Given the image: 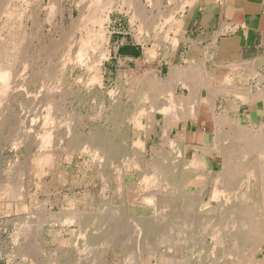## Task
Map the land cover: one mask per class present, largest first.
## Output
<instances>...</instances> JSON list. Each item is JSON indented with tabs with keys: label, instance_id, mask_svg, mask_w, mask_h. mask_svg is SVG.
Returning a JSON list of instances; mask_svg holds the SVG:
<instances>
[{
	"label": "bare ground",
	"instance_id": "1",
	"mask_svg": "<svg viewBox=\"0 0 264 264\" xmlns=\"http://www.w3.org/2000/svg\"><path fill=\"white\" fill-rule=\"evenodd\" d=\"M166 1H168V2L166 3ZM202 2H203V0H147V3L145 4L143 2V0H81V2L78 3L79 9L81 8L79 11L80 12L79 16L77 17L75 24L72 22L73 24L70 23L71 25H69V27H72L74 25L72 27V29L70 30V28H69L68 29L69 32H63L62 29L64 27L62 28V24L59 23V26H60L59 27V33H58L59 36L56 37L55 35L58 31L52 30L48 33V23L53 22V19L55 17L56 12H58L60 14L59 16H61V18L64 17V15H65V12H64L65 9L64 8L66 5L65 0H0V21L3 20V23H2L3 25L0 26V147L3 148L6 144L7 146L11 147L12 151L11 150L10 151L15 152V153L23 147L25 148V150H26V148L29 149V151H31L32 148H36V149H38L36 152H37V154H39V158H37L35 162L37 164L36 166H38L40 168L39 174L41 172L44 173L46 170H44L43 168L48 169V165L50 166L49 168H52L54 166L56 160H57V152H58L59 148L55 147L54 150L51 149L50 151H48V147L52 144L51 141L53 139V135H55L56 132L58 133V131H59L58 129L63 128L65 125L67 126V132L65 130L66 134L69 137L70 136L73 137L71 140V143H70V147L72 149H73V147L76 148V146H79L82 142L85 141L83 139L82 142L79 143L80 142V136L82 134V130L80 129V127H81L80 126V123H81L80 122L81 121L80 116H82V115L80 114V112L77 113V112H74V110H73L71 112H74V113H70V115L67 114L68 118L64 119V117H63V115L65 114V112L63 111L64 110L63 105L65 103L63 101L64 94L62 96L60 95L61 96L60 97L58 95V93L56 92L57 89H59L60 87L58 88L55 85H51V84L48 87V77H50L52 79V82L54 80L58 81L57 79H59V81H60V77L58 75V70L55 68V70L53 71V68H52V64L56 60H58L57 58L60 56L61 63L58 62V64H59V68L62 71L61 72L62 77H65L67 80L66 89L73 85L72 82L75 80V75H76L77 70L83 71V73L78 75L76 78V80L77 79L79 80L78 82L84 80L83 77L85 75H88L89 77L87 78V83H88L87 86L93 85V87H94V85H98L99 87H103L105 85L106 72H107L106 63L113 57V54H112V52H113L112 37L115 35V31L111 29V26L113 23V19H112L113 13H115V12L122 13L124 15H127L130 18V21L132 23L138 22L139 23V25L137 27L138 30H137V33L135 34V37L137 38L138 43H140L143 46L150 44V42L156 43L157 47L160 49V52L164 51L163 53L159 52L161 57L167 59V57L172 55L173 51H175L178 48L179 43L181 41H184V42L188 41V38L185 37V31L183 29L184 22L187 18V15L185 14L186 8L190 7L191 9H194L196 7L197 3H202ZM11 8H14V9H11ZM15 8H17V9H15ZM178 14L180 17L177 16ZM59 20H61V19H59ZM163 21H165V24H163ZM178 33L180 35L179 38H177ZM170 34H173L175 36H171ZM164 47H167V49H165ZM117 50L118 49L116 47V51ZM169 50H171V52H169ZM62 52H63V54L61 56L60 54ZM147 53H149V51H147ZM154 54L150 53L148 55L150 57V59L154 60V58L159 56V55L157 56ZM198 59L200 60V57ZM185 60L188 62L187 59H185ZM209 60H210V58H209ZM202 63H203V61H202ZM203 65L198 66V64H197L195 66H191L190 68H188V67L182 68L184 66L178 67L176 65L175 66L171 65L170 75L167 78H159V77L146 76V75L142 76V77H138L136 75L132 81L127 79L125 82V87H126V85L131 83L132 85H134V88L130 91H126L125 88L123 90L125 92L129 93L128 97H129V99L131 98L130 101H132V102L134 101V107L130 110V108L127 109V108H125V106H124V108H122L121 107L122 105L121 106L118 104L116 105V103H115V106L111 107L109 110H107L108 108L107 109L98 108L99 110L101 109L100 112L106 113V115L105 114L104 115L106 117L105 121L107 124V126H106L107 131L103 132L99 128H98L99 130H97V129L93 130L92 129L90 131V136L89 137L87 136L84 144L82 143V147L80 149L76 148L77 150H80L82 153L92 154L94 156V159L97 158L99 161L100 160L101 161L102 160H110L113 163L117 159L120 160L121 156L128 155V154H126L127 152L125 153V151L129 147L127 142L130 140L131 135L129 136L130 131L126 130V128L128 129V127H126L124 129V131H121V126L124 123H126V121L129 120V121H131V123H133L135 125L136 129L139 130V132L143 129L146 132L145 139H141L139 137L133 142V145H134V147H136L138 149L141 148L145 151L150 150L151 152H149V153H152V159L150 161H147V164H148L147 167L149 168V170L146 171V176L144 177V183L147 185V188H150V186H153V187L157 186V187L163 189V191H164V193L161 192L162 193L161 195H163L162 200L157 199L159 196L157 197L156 193L154 192V194L145 198L146 203L153 205V206L156 204V201H158L157 203L161 202V204H167V206L164 207L165 209H161L159 211L160 219L162 222L160 221L158 223H162V224L164 223L165 224V223L171 222V224H167L168 229L174 230L173 232H175V234H176V239H173L172 242L176 246L179 247V250H182L183 252H187L189 255H190V253H195V252H201L202 253L203 251H209L210 250V248H206V246L208 247L206 237L210 233V209L207 210V206H210V201L208 203H205V204L203 203L204 197L206 195L210 194V192H209L210 191L209 190V187H210V146H196V145H194L196 153L194 154L193 159L190 160L189 163H187V160H185L184 157L187 156V153H188L190 147L186 144L184 136L172 137L171 133L173 130L172 124H173L174 120L186 118L188 116L196 117L198 115L199 104H200V100L202 98V90L203 89L208 90L209 93H207L208 94L207 98H208V101L209 100L211 101V104L213 103V99L216 98L215 95L217 94V92L216 91L213 92L214 90H211V92H210V87H212V84L210 82H212V81L210 80V72L208 71L209 69L207 70ZM246 69H248V68H246ZM127 70H129V69H127ZM130 70H132V69H130ZM241 70H242V68H241ZM130 73H132V72H130ZM214 73H216V72H214ZM40 78H42L41 83H40V85L42 86V90H40V91L38 90V92L36 94L33 93V95H32L30 88H31V86H34V83L37 80H39ZM131 78L132 77H130V79ZM217 83H220V82H217ZM180 84L181 85L183 84L184 86L191 89V95L189 97L178 95L176 93V88ZM43 87H45L44 90H43ZM83 88H85V87H83ZM86 90H88V89H86ZM87 94H88V92H87ZM123 95H124V93H123ZM165 96L167 97L166 100L164 99ZM257 96L255 95V97L253 99L261 98V97H257ZM89 97H91V95ZM98 99H99V97H98ZM95 103H98V102L95 101ZM118 103H119V101H118ZM119 104H121V103H119ZM101 105H103V103ZM129 105L132 106V104H129ZM37 107L38 108L40 107V109L43 108V112L41 111V114L40 115L38 114L40 118H38L36 121L35 120L33 121V125L31 128L32 131L31 130L28 131L26 128H23V133L25 132V134L19 138L13 139L12 138V132L14 131L16 125H18L19 122H21V120L18 118L17 113H20V115L22 117L26 118L25 114L27 113V111L29 112L31 110H34V112H35ZM98 107H99V103H98ZM83 108H84V106H83ZM16 109H19V111L17 113L15 111ZM90 109H91V107H90ZM95 110H96V108H95ZM207 110H208V108H207ZM38 112H39V110H38ZM89 113L90 112H88V115H89ZM79 114H80V116H79ZM93 115H95V114H93ZM98 115H100V114L98 113ZM159 116L160 117H163V116L169 117V119L167 120V124H164V125L161 124L162 135L160 137H161V141H162L163 146H166L167 148H171L172 153L170 154V156H169V153L162 155L157 150V147H159V146L154 144L153 134L155 132H157L158 126L160 124V121H158ZM83 118H85V117H83ZM216 118L217 117H215V119ZM33 119H35V118L33 117ZM219 119L220 118H218V120ZM102 120H103V118H102ZM228 121H229V118L226 119L225 117H222L218 122L219 128H224L227 123L229 124V122H231V124H233L235 127H238V126H239V128L243 127L240 124V122L237 121L236 119H231L229 122ZM152 122H156L154 132L150 129V123H152ZM185 124H186V122H185ZM82 129H84V128H82ZM251 129H253V128H251ZM132 131H133V129H132ZM190 131H192V130H190ZM220 131H221V129H219V133H220ZM222 131L227 132L224 129H222ZM256 131H257V129L256 130L253 129V130H251V132L249 131L250 136L248 137V139L249 140L252 139V145L247 146V148H245V149L241 147L243 150L237 149L240 151V152L237 151V154L239 157H241L243 159H246L250 155L252 157L254 156V159H255L256 163L258 164V168L260 171L259 176H261V178H262V176L264 175V166H262L259 163V161L257 159V157H258L257 153L258 152L256 153V151L261 150L260 149L261 146L264 147V141L262 142V140L256 139L257 138V136L255 135ZM122 132H123V134H122ZM119 133H121L122 135L120 136ZM241 135H243V134H241ZM186 136H187V134H186ZM36 139H39L40 142H37ZM237 139L239 141V138H237ZM245 139H247V138H245ZM188 140H190V139H188ZM243 142H245V141H243ZM246 143H248V142H246ZM244 146H245V144H244ZM66 147H67V145L65 146V148ZM249 147H251V148L253 147L254 149H248ZM62 148H64V147H62ZM7 149H8V147H7ZM1 150H3V149H1ZM25 150H24V152H25ZM200 151L203 153L202 155H199ZM216 152H217V150H216ZM28 153H31V152H28ZM34 153H35V151H34ZM261 153L264 154V150ZM76 154H78V153H76ZM132 155H133L132 157L137 156V159L136 160L129 159L127 161V163H133V164L135 163L134 165H139V167L142 166L143 163H145L146 160H145L144 154H140L139 152H133ZM172 156L175 157V160ZM25 157H26V154H25ZM83 157H84V155H83ZM4 158H6V157H4ZM82 159H84V158H82ZM7 160H5V161H7ZM178 160H179V162H177ZM31 161L32 160L27 159L25 162L24 171L21 172V177H23V179H24V177L27 176L28 171H30L32 169L33 164ZM227 163L229 164V165H227L228 168L230 166H232L230 164L231 161L227 162ZM71 164H73V163H71ZM226 164L224 163V165H226ZM187 165L189 166V168H185V167H187ZM5 166H7V164ZM256 166H254V167H256ZM224 169L226 170L227 168H224ZM54 170H56V169H54ZM47 171L45 174H47ZM111 171H112V169H111ZM224 171H221L222 174L224 173ZM252 171H253L252 169L250 170L247 167L245 169L240 170L238 173L245 172V173H248L252 177L253 176ZM10 172H11V170H10ZM5 173H7V171ZM112 173H113V171H112ZM118 173L121 174L120 171H118ZM228 173H230V172H228ZM233 173H234V171H233ZM255 173H257V171ZM8 174L9 173H7L6 176H8ZM139 174L137 177H139ZM198 174L205 175L204 181H206L205 184H203L201 186V188H198L199 192L194 193V192L184 191L183 188L185 187V185L188 184ZM10 175H12V172L10 173ZM222 176L224 177V179L221 180V178L220 179L218 178L217 181L219 184L221 183L220 189H222V192H223L226 187H229L230 182H231L230 181L231 177L229 175H227V172H225ZM227 176L230 177L229 182H227L228 181V179L226 178ZM112 177H111V180H114V179H112ZM116 177L117 176H115V178ZM128 177L129 176H127V178ZM141 177H143V176H141ZM11 178H12V176H11ZM117 178H119V177H117ZM1 179H4V178L1 177ZM27 179H29V178H27ZM8 180H9V178H8ZM248 180H249V178H248ZM2 181H0V183H3ZM122 182H124V181H122ZM257 182H258V180H257ZM261 182H262V179H261ZM134 183H136V182H134ZM4 185H5V183H4ZM132 185H133V183L131 184V186ZM41 186L40 185L38 186L39 189ZM121 186H122V184H121ZM134 186H132V187H134ZM136 186H137V184H136ZM231 186H232V184H231ZM30 187H31V185H30ZM55 187H57V186H55ZM124 187H125V185H124ZM138 188H140V187H138ZM19 189H20V187H19ZM19 189L17 188L15 190H19ZM41 189H40V191H41ZM120 189H121V187H120ZM128 189H127V191H128ZM249 189L250 188H248V190ZM55 190H57V188ZM132 190H134V189H132ZM123 191L124 190H122V194H125ZM7 192H9V191H7ZM11 192H13V191H11ZM25 192L28 193L27 191H25ZM132 192H134V191H132ZM152 192L153 191H151V193ZM148 193H150V192H148ZM13 194H15V193L13 192ZM19 194H20V192H19ZM217 194L220 196L219 192ZM27 195H29V194H27ZM34 195H36V194H34ZM6 196H7V194H6ZM19 196H21V195H19ZM226 196H227V194H226ZM262 196H264V195H262ZM56 197L57 196H55V198ZM6 198H8V197H6ZM5 199H4V201H5ZM14 200H12V201H14ZM141 200H144V199L142 198ZM1 201L3 202V200H1ZM9 201H11V200H9ZM22 201H24V200H22ZM41 202L43 203V201H41ZM21 204H24V203H21ZM256 204H254V205L256 206ZM5 205H7V204H5ZM14 205H15V203H14ZM34 205L36 207L35 210H40V209H37V206H39V205H37V206H36V204H34ZM43 205H45V204H43ZM43 205H41V206L43 207ZM125 205H124V207H125ZM15 206H17V204ZM96 206H97V204H96ZM121 206H122V204H121ZM13 208H14V206H13ZM28 208H29V206H28ZM30 208H32V207H30ZM77 208H78V206H77ZM121 208H123V206ZM126 208H127V205H126ZM43 209L44 208H42V211H43ZM127 209H130V208H127ZM169 209H170V211L167 212V210H169ZM198 209H200V210L198 211ZM32 210H29V211L31 212ZM146 211H148V210H146ZM9 212H11V211H9ZM36 212H38V211H36ZM79 212H81V211H79ZM121 212H123V211L121 210ZM52 213H54V212H52ZM74 213L75 214L72 215L71 217H69L67 219L64 218V222H65V219L67 222H69V221L72 222V220H78V219L80 221L83 220L82 215L78 214L77 211ZM85 213H86V211H84V214ZM95 213H96V211H95ZM95 213H92V214H95ZM117 213H118V211L115 210V214H117ZM214 213H215V211H214ZM88 214H89V212H88ZM88 214L86 215L87 218L89 217ZM128 214H126V215H128ZM206 214H209V215L206 216ZM212 214H213V212H212ZM230 215H232V214L230 213ZM93 216L95 219V215H93ZM99 216H101V215H99ZM119 216L117 215V218H119ZM123 216L124 215H122V218H123ZM135 216H136V220H138L139 216L138 217H137V215H135ZM129 217H131V215ZM50 218H52V217H50ZM87 218H86V220H88ZM147 219H149V218H147ZM20 220H18V222H20ZM153 220H154V218H153ZM170 220H172V221H170ZM249 220H252V219H249ZM258 220L259 219H257L256 221H258ZM80 221H79V224H81ZM93 221L94 220H92V224H93ZM97 221H94V223L96 222V224H97L98 223ZM113 221L114 220H112V222ZM151 221H152V218H151ZM64 222H62V224ZM85 222H83V224ZM87 222H90V221H87ZM130 222L135 223L134 220H132ZM137 223H135V224L137 225ZM92 224H90V225L92 226ZM111 224H112L111 220L107 221V222L104 220L103 221L101 220L95 226H97L99 228V230L104 229L105 227H109L108 229L110 230V226H112ZM135 224H134V226H135ZM212 224H214V223H212ZM120 225L123 227L122 223ZM145 225H148V227H145V226L144 227L149 229V231H150L149 234L153 233L154 231H156V233H157V230H156V227L158 225L157 223L152 222L150 224H145ZM257 225H259V224H257ZM87 226H88V224H87ZM124 226H125V224H124ZM129 226H132V225L129 224ZM127 227H128V225H127ZM241 227H242V225H241ZM120 228H119V230H120ZM245 228H246V226H245ZM125 229L126 228L123 227V229H122L123 231L120 230V232L122 231V233H123ZM131 229H132V227H131ZM131 229H129V230L132 231ZM148 229H147V231H148ZM42 230H43V228H42ZM83 230H86V229H83ZM115 230H117V228ZM158 230H159V228H158ZM77 231H78V229H77ZM144 231H146V229ZM84 232H83V234L80 233L81 238H82V235L84 236ZM165 232H168V231H165ZM112 233H115V232L112 231L111 234ZM118 233H119V231H118ZM247 233H248V231H247ZM17 234L18 235H16L15 243L18 245H21L22 248H24V249H27V247H30V245L32 244V228L26 224L22 227V229L19 232H17ZM80 234L78 233V235H80ZM103 234H105V233L103 232ZM109 234H107V235L110 236L111 234L110 235ZM89 235L86 234V237ZM239 235H240V233H239ZM248 235H250V234H248ZM145 236H146V234H145ZM152 236H154V235H152ZM251 236L252 235H250V238H251ZM254 236H255V234H254ZM87 238H89V237H87ZM90 238H91L90 240H92V238L94 239V237H90ZM261 238H263V240L259 239L258 242L256 243L255 253L260 252L259 251V245L264 242V237H261ZM76 239H77V237H76ZM114 239H116V238L114 237ZM90 240H88V241H90ZM116 240H118V238ZM235 240H237V239H235ZM61 241H63V239ZM64 241H65V239H64ZM112 241H114V240H112ZM120 241H122V240H120ZM143 241H146V240H143ZM159 241H158V243H160ZM50 242H53V241H50ZM55 243H57V242H55ZM62 243H64V242H62ZM92 243H93L92 241L87 242V244L84 246V248H83L84 243L83 244L81 243L82 244V246H81L82 250L81 251L78 250V251L86 252V253L89 252V249H91V247L93 246ZM133 243H135L134 240H133ZM220 243H222V242L220 241ZM237 243H239V241ZM248 243H250V242H248ZM60 244H61V242H60ZM106 244H104V245H106ZM241 244L244 245L243 242ZM36 245H37V243H36ZM69 245H71V244H69ZM221 245H223V244H221ZM225 245H226V243H225ZM252 245H255V244H252ZM120 246H121V244H120ZM245 246H247V245H244V247ZM32 247H34V249H35V246H32ZM116 247H117V245H116ZM136 247H137V245H136ZM144 247H146V246H144ZM97 248H99V245ZM107 248H109V247H107ZM118 248H120V247L118 246ZM226 248L228 249V247H226ZM79 249H80V247H79ZM95 249H96V247H95ZM103 249H105V248H103ZM103 249H102V251H104ZM161 249H162V247H161ZM237 249H239V248L237 247ZM249 249H250V247H249ZM75 250H76V248H75ZM91 250L93 251V249H91ZM99 250H101V249H99ZM230 250H228V251H230ZM246 250H248V249H246ZM92 251L90 254L91 256H92ZM95 251H97V250H95ZM232 252H231V254H232ZM239 252L237 253V250H236L237 254H240ZM60 253H61V251H60ZM157 254H159V252ZM234 254H235V252H234ZM234 254H232V255H234ZM237 254H235V256ZM77 255L78 256L75 255L77 257L76 259H78V257L80 256L79 254H77ZM90 255H89V258H90ZM134 255H135V253H134ZM201 255H203V254H201ZM24 256H25V254H24ZM98 256L99 255H97V254H94L92 256L94 262L98 261V258H97ZM180 256H181V254H180ZM214 256H216V255H214ZM218 256H220V255H218ZM55 257H56V259L59 258L58 255ZM28 258H29V256H28ZM63 258H62V260L64 261ZM174 258H175V256H174ZM187 258L189 259V257H187ZM190 258H192V257H190ZM145 259H146V257H145ZM192 259H194V258H192ZM227 259H229V258H227ZM249 259H250V257H249ZM59 260H61V259H58L57 263ZM88 260L89 259H87L86 261H88ZM126 260H125V262H126ZM149 260L151 261V258ZM149 260H147V261H149ZM165 260L167 261V259H165ZM165 260H164V263L166 262ZM144 261L146 262V260H144ZM176 261L175 260H168V263L169 264H179ZM227 261H229V260H227ZM30 262H31V260H30ZM130 262H132V261H130ZM188 263L189 262L187 261L186 263H182V264H188ZM24 264H25V261H24ZM63 264H64V262H63ZM84 264H86V263H84ZM95 264H97V263H95ZM149 264H151V263L149 262ZM153 264H156V263H153Z\"/></svg>",
	"mask_w": 264,
	"mask_h": 264
},
{
	"label": "rangeland",
	"instance_id": "2",
	"mask_svg": "<svg viewBox=\"0 0 264 264\" xmlns=\"http://www.w3.org/2000/svg\"><path fill=\"white\" fill-rule=\"evenodd\" d=\"M65 1H66V5L64 8L65 9L64 17L61 18V16H59L60 14L58 12H56L55 17L53 19V22L48 23V33L52 30L53 31L56 30V31H58L55 35L56 37L59 36V34H58L59 33V27H60L59 23L62 24V28L64 27L62 29L63 32H69L68 29L70 28V30H71L72 27L74 26L73 25L72 27H69V25H71L73 23L75 24L77 17L79 16V13H80L79 11L81 8L79 9L78 3L81 2V0L80 1L79 0H65ZM205 1L206 0H203L202 4L197 3V5L194 9L187 7L185 14L189 15V12L195 11V13H194V15H196L195 20H197L198 17L200 16L199 15L200 11L203 9L202 7L204 6ZM209 1H210V8H217L223 0H209ZM143 2L146 4L147 0H143ZM167 2L168 1H166V3ZM11 9H14V8H11ZM15 9H17V8H15ZM177 16L180 17L179 14ZM59 19H61V20H59ZM112 19H113V23H112L111 29L115 31V37L113 36L114 40H117V41L121 40L122 41L124 38L127 37V39H129L130 42H137L138 43L137 38L135 37V34L137 33V30H138V28H137L139 25L138 22L132 23L130 21V18L127 15H124V14L119 13V12L113 13ZM2 23H3V20L0 21V26L3 25ZM163 24H165V21H163ZM170 35L175 36L173 34H170ZM179 36L180 35L178 33L177 38H179ZM113 37H112V41H113ZM143 47L145 48L146 51H149V53L146 52L147 55H149L150 53L151 54L155 53L154 55H157V56L160 55V53H159L160 49L157 47L156 43L150 42V44L145 45ZM164 48L167 49V47H164ZM163 52L164 51H162L161 53H163ZM169 52H171V50H169ZM62 54H63V52L60 55L62 56ZM57 59L58 60H56L52 64V68H53V71L55 70V68L58 70V75L60 77V81H59V79H57L58 81L54 80L52 82V79L50 77H48V87L50 84L55 85L58 88L60 87L59 89H57L56 92L58 93L59 96L60 95L62 96L64 94V96H63V98H64L63 101L65 102L63 105V109H64L63 111L65 112V114L63 115L64 119H67L68 115H70V113H74V112H77V113L80 112V114L82 115V116H80V114H79L80 119H81V121H80L81 127L80 126L79 127L82 130V134L80 136V142L79 143H81L83 139L86 141V138H87V136L88 137L90 136V131L92 129L93 130H96V129L99 130L100 129L103 132L107 131V127H106L107 124L105 121L106 113L100 112L101 109H107L108 108L107 110H109L111 107L115 106V103H116V105L117 104L120 106L122 105L121 106L122 108H124V106L127 109L130 108V110L134 107V101L133 102L130 101L131 98L129 99V97H128L129 93L125 92L123 89L125 88L126 91L132 90L134 88V85L129 83L125 87V82L127 79L132 81L136 75L138 77H142V75H140L141 74L140 72L139 73L135 72L136 75H133L131 73H127L125 71V70H127L126 69L127 67H124L121 69L122 71H119L120 68H118V67L120 66V64L117 63V60H111L112 62L106 63V67L109 68V66H110L112 69V73L108 74V69H107L105 85L103 87H99L98 85H94V87H93V85L87 86V84H88L87 78L89 77L88 75H85L83 77L84 80L78 82L79 80L78 79L76 80V78L78 75L82 74L83 71L77 70L76 75H75V80L72 82L73 85L66 89L67 80L65 77H62V73H61L62 71L59 68V64H58V62L61 63L60 56ZM157 60L158 59H155L154 64L151 65V68H152L151 70L154 71V73H155L154 75H156V73H157V66H158ZM123 66H127V65L123 64ZM129 76L132 78L130 79ZM41 79L42 78L37 80L34 83V86H31L30 89H31L32 95H33V93L36 94L38 92V90L39 91L42 90V86L40 85ZM210 80L211 81L213 80L212 77H210ZM261 80H263V79L261 78ZM210 83L212 84V82H210ZM83 87H85V88H83ZM44 88L45 87H43V90H44ZM86 89H88V90H86ZM210 89L214 90L213 92H215V89H213L212 87ZM251 89H255V87L250 88V90ZM86 91L88 92V94ZM123 93H124V95H123ZM90 95H91V97H89ZM256 96L264 98V92L261 93L258 91ZM98 97H99V99H98ZM215 97H216V95H215ZM95 101L99 103V107H98V103H95ZM118 101L121 104H119ZM101 102L103 103V105H101L102 104ZM129 104H132V106H130ZM82 105L84 106V108ZM90 107H91V109H90ZM95 108H96V110H95ZM98 108H101V109L99 110ZM38 110H39V112H38ZM73 110H74V112H71ZM15 111L17 113L19 111V109H16ZM41 111L43 112V108L40 109V107L39 108L37 107L35 112H34V110H31L29 112L27 111V113L25 114L26 118L22 117L20 115V113H17L18 118L21 120V122H19V124L16 125L14 131L12 132V138L15 139V138H19V137L23 136L25 134V132L23 133V128H26L28 131H30L32 128V125H33V121L34 120L36 121L38 118H40L39 115L41 114ZM88 112H90L89 115H88ZM98 113L100 115H98ZM93 114H95V115H93ZM33 117L35 119H33ZM83 117H85V118H83ZM163 117L165 118V120H164L165 124H167V120L169 119V117L168 116H163ZM102 118H103V120H102ZM161 118L162 117L159 116L158 121H160ZM128 121H126V123H124L121 126V131H124V129L126 127H128V129L126 128V130L130 131L129 136L131 135L130 140L127 142L129 147L125 151V153L127 152L126 154H128V155L121 156L120 160L117 159L113 163L110 160H102V161L100 160L99 161L97 158L94 159V156L92 154L82 153L80 150H77L76 148L80 149L82 147V143L84 144L85 141L82 142L79 146H76V148L73 147V149H72L70 147V143H71V140L73 137L72 136L69 137L66 134V132H67V126L66 125L63 128L58 129L59 130L58 133L56 132L55 135H53V139L51 141L52 144L50 143L51 145L48 147V151H50L51 149L54 150L55 147L59 148V150L57 152V160L58 161L56 160V162L53 166L54 168L53 167H52L53 169L49 168L50 167L49 165H48V169L43 168L46 171L48 170L47 174H45L46 171L44 173L41 172L39 174L40 168L38 166H36L37 164L35 161L37 158H39V154H37V152H36L38 149L32 148L31 151H29V149L26 148V150H25V148L23 147L15 153V152H11L12 151L11 147L7 146L6 144L3 148L0 147V161H1L0 162V181L3 180L2 181L3 183H0V264H24V261H25V264H52V263L53 264H55V263L56 264H58V263L63 264V262H64V264H69V263L73 264L74 262H75L74 264H78V263L79 264H81V263L82 264H84V263H86V264H90V263L91 264H95V263H97V264H131V263L132 264H140V263L141 264H149V262L151 264H153V263L169 264L168 260H175L176 261L177 259L178 260L176 262L179 264L186 263L187 261L189 262L188 264H264V242L259 245V251L260 252L255 253L256 243L258 242L259 239L263 240V238H261V237H264V231H263L264 230V196H262V195H264V192H263L264 191V188H263L264 187V175L262 176V178H261V176H259L260 171L258 168V164L256 163V161L254 159V156L252 157L250 155L251 157L249 156L246 159H243V158L239 157L237 154V151L240 152L239 151L240 149L243 150L242 148L245 149V148H247V146L252 145V139L249 140L248 137L250 136L249 131L251 132V130H253V129L254 130L257 129V131L255 132V135L257 136L256 139H260V140H262V142L264 141V122H262V124H259V125H248V124L246 125V124H244V125H242L243 127H240V128H239V126L235 127L233 124H231L229 127H227L228 128L227 132L222 131L223 128H220L221 131H220V133H218L217 141L215 142L213 147H210V187H209L210 194L206 195L204 197V201H203L204 204L208 203L210 201V206H207V210L210 209V233L206 237V241H207V245H208V247L206 246V248H210V250L209 251H203L202 253L201 252L190 253V255H189L187 252H183L182 250H179V247L176 246L172 242L173 239H176V234H175V232H173L174 230L168 229L167 224H171V222H168L165 224L164 223L163 224L158 223L161 221L159 211L161 209H165L164 207H166L167 204H161V202L157 203L158 201H156V204L153 206V205L146 203L145 198L154 194V192L156 193L157 197L159 196L157 199L162 200L163 195H161L162 194L161 192L164 193V191H163V189H161L157 186H154V187L150 186V188H147V185L144 183V177L146 176V171L149 170V168L147 167V165H148L147 161H150L152 159V153H149V152H151L150 150L145 151L141 148L138 149V148L134 147L133 142L139 137L141 139H145L146 132L143 129L139 132V130L136 129L135 125L133 123H131V121H129V122ZM155 124H156V122L150 123V129L153 132L155 130L154 129ZM82 128H84V129H82ZM251 128H253V129H251ZM132 129H133V131H132ZM65 130H66V132H65ZM119 134L121 136L123 134V132H122V134L121 133H119ZM241 134H243V135H241ZM161 135H162V126L159 125L157 132H155L153 134L154 144L159 146V147H157V150L162 155L169 153V156H170V154L172 153L171 148H167L166 146H163L162 141H161V137H160ZM237 138H239V141ZM245 138H247V139H245ZM36 141L40 142L39 139H36ZM243 141H245V142H243ZM246 142H248V143H246ZM244 144H245V146H244ZM66 145H67V147L65 148ZM7 147H8V149H7ZM62 147H64V148H62ZM1 149H3L4 151ZM237 149H239V150H237ZM248 149H254V148L249 147ZM260 149L263 151L264 147L261 146ZM24 150H25V152H24ZM216 150H217V152H216ZM261 150H259L260 152L256 151V153L258 152L257 153V156H258L257 159H258L259 163L262 166H264V154L261 153L262 152ZM34 151H35V153H34ZM28 152H31V153H28ZM133 152H139L140 154H144L146 161H145V163H143L142 166L139 167V165H134L135 163L134 164L133 163H127V161L129 159H132V160L137 159V156L132 157ZM76 153H78V154H76ZM25 154H26V157H25ZM83 155H84V157H83ZM4 157H6V158H4ZM172 157L175 160V157L174 156H172ZM193 157L189 152L188 155L184 157V159L187 160V163H189L190 160L193 159ZM82 158H84V159H82ZM27 159L32 160L31 162H32L33 166H32V169L30 171H28L27 176L24 177V179H23V177H21V172L24 171V165H25V162ZM5 160H7V161H5ZM230 161H231L230 164L232 166H230L228 168L227 165H229V164L227 162H230ZM177 162H179V160ZM71 163H73V164H71ZM224 163L225 164L227 163V164L224 165ZM6 164L8 167L5 166ZM254 166H256L257 168ZM247 167L250 170L251 169L253 170L252 171V174H253L252 177L248 173H245V172L238 173L240 170L245 169ZM185 168H189V166L187 165V167H185ZM224 168H227V169L225 170ZM54 169H56V170H54ZM111 169H112L113 173H112ZM10 170L12 172V175H10V173H11ZM6 171H7V173H9L8 176H6V174H7V173H5ZM118 171H120L121 174H119ZM221 171H224V173L227 172V175H229L231 177V180H230V177H228V176L226 177L228 179L227 182H229V180L231 182H230L229 187H226L224 189V191H223L224 193L222 192V189H220L221 183L219 184L217 181L218 178L219 179L221 178V180L224 179V177L222 176L224 173L222 174ZM233 171H234V173H233ZM256 171H257V173H255ZM228 172H230L231 174ZM138 174H139V177H137ZM140 175L143 177H141ZM11 176H12V178H11ZM115 176H117L119 178H117V177L115 178ZM127 176H129L130 178L129 177L127 178ZM1 177H3L4 179H1ZM111 177L114 180H111ZM8 178H9V180H8ZM27 178H29V179H27ZM248 178H249V180H248ZM204 179H205V175L198 174L188 184L185 185V187L183 188L184 191L198 193L199 192L198 188H201V186L203 184H205V182H206V181H204ZM261 179H262V182H261ZM257 180H258V182H257ZM122 181H124V182H122ZM134 182H136V183H134ZM4 183H5V185H4ZM130 183L131 184L133 183L132 186H134V185L135 186L132 187ZM38 184L40 186L42 185L40 187V189L42 188L41 191L38 187L39 186ZM121 184H122V186H121ZM136 184H137V186H136ZM231 184H232V186H231ZM30 185H31V187H30ZM124 185H125V187H124ZM55 186H57V187H55ZM16 187L18 189L20 187L21 190L20 189L15 190V189H17ZM120 187H121V189H120ZM138 187H140L141 189ZM56 188H57V190H55ZM248 188H250V189L248 190ZM127 189H128V191H127ZM132 189H134V190H132ZM122 190H124L123 192L125 194H122ZM131 190L134 192H132ZM7 191H9L10 193ZM11 191H13L15 194H13V192H11ZM25 191H27L28 193H26ZM151 191H153V192L151 193ZM19 192H20V194H19ZM148 192H150V193H148ZM218 192H219L220 196L217 194ZM5 193L7 194V196ZM27 194H29V195H27ZM34 194H36V195H34ZM226 194H227V196H226ZM19 195H21V196L23 195V196L21 197ZM55 196H57V197L55 198ZM6 197H8V198H6ZM142 198L144 200H141ZM4 199H5V201H4ZM1 200H3V202ZM9 200H11V201H9ZM12 200H14V201H12ZM22 200H24V201H22ZM41 201H43V203ZM14 203H15V205L17 204V206H15ZM21 203H24V204H21ZM5 204H7V205H5ZM34 204H36V206L39 205V206H37V209H40L41 211L35 210L36 207ZM43 204H45V205H43ZM96 204H97V206H96ZM121 204H122L124 209L121 208L122 207ZM125 204L127 205V208H130V209H127ZM254 204H256V206ZM41 205H43V207ZM124 205H125V207H124ZM13 206L16 210L13 208ZM28 206H29V208H28ZM77 206L79 209L77 208ZM30 207H32V208H30ZM42 208H44L45 210L43 209V211H42ZM8 210L11 211L12 213L9 212ZM29 210H32V211L30 212ZM115 210L118 211L117 214H115ZM121 210L123 212H121ZM146 210H148V211H146ZM199 210L200 209H198V211ZM213 210L215 211V213ZM36 211H38V212H36ZM76 211L78 212V214L82 215L83 220H81V221L79 219L78 220H72V222L68 220L69 222H67L66 219L71 217L72 215H74L75 214L74 212H76ZM79 211H81V212H79ZM84 211H86L87 214L89 212L90 215L88 214V216H89L88 218L86 216L87 214L86 213L84 214ZM95 211H96V213H95ZM169 211H170V209L167 210V212H169ZM52 212H54V213H52ZM91 212L95 213V214H92ZM212 212H213V214H212ZM230 213L232 215H230ZM126 214H128V215H126ZM93 215H95V219H94ZM99 215H101V216H99ZM117 215L118 216L120 215L119 218H117ZM122 215H124L123 218H122ZM130 215H131V217H129ZM135 215H137V217L139 216V219L137 218L138 220H136ZM208 215L209 214H206V216H208ZM50 217H52V218H50ZM64 218H66L65 222H64ZM86 218L88 220H86ZM147 218H149V219H147ZM151 218H152V221H151ZM153 218H154V220H153ZM17 219L18 220L21 219L20 222H18ZM91 219L94 221L98 220L97 221L98 223L101 220L102 221L104 220L106 222L111 220L112 226H110V230L108 229L109 227H105L104 229L99 230V228L97 226H95L98 223L96 224V222L94 223V221H93V224H92ZM249 219H252V220H249ZM257 219H259V220L256 221ZM112 220H114V221L112 222ZM132 220H134L135 223L138 222L137 225L133 222H130ZM79 221L81 224H79ZM87 221H90L91 223L87 222ZM170 221H172V220H170ZM62 222H64L63 223L64 225L62 224ZM83 222H85V223L83 224ZM149 222L150 223L153 222V223L158 224L156 227L157 233H156V231H154L153 233L149 234L150 233L149 229L145 228V227H148V225H145V224H150ZM121 223H122L123 227L126 228L124 230L125 233L124 232L122 233L123 227L120 225ZM212 223H214V224H212ZM26 224L32 228V244L30 245V247H27V249H24V248H22L21 245H18L15 243V238H16V235H18L17 232H19L22 229V227ZM87 224H88V226H87ZM90 224H92V226ZM124 224H125V226H124ZM129 224L132 226H129ZM134 224H135V226H134ZM257 224H259V225H257ZM127 225H128V227H127ZM241 225H242V227H241ZM245 226H246V228H245ZM131 227H132V229H131ZM42 228H43V230H42ZM116 228H117V230H115ZM119 228H120V230H122L121 232H120ZM158 228H159V230H158ZM77 229H78V231H77ZM83 229H86V230H83ZM129 229H131L132 231H130ZM145 229H146V231H144ZM147 229H148V231H147ZM112 231L115 233L111 234ZM118 231H119V233H118ZM165 231H168V232H165ZM247 231H248V233H247ZM83 232H84V236L82 235V238H81L80 233L83 234ZM103 232L105 234H103ZM78 233L80 235H78ZM239 233H240V235H239ZM86 234H88V235L90 234L89 236H87L89 238L86 237ZM107 234H109L110 236H108ZM145 234H146V236H145ZM248 234L252 235L251 238H250V235H248ZM254 234H255V236H254ZM152 235H154V236H152ZM76 237H77V239H76ZM90 237H94V239L92 238V240H90L91 239ZM114 237L116 239L118 238V240L114 239ZM62 239H63V241H61ZM64 239L66 242L64 241ZM119 239L122 241H120ZM235 239H237V240H235ZM88 240H90V241H88ZM112 240H114V241H112ZM133 240L135 243H133ZM143 240H146V241H143ZM50 241H53V242H50ZM91 241L93 242L92 243L93 246L91 247V249H93V251L91 249H89L90 253L89 252H87V253L86 252H80L82 250V247H81L82 244L84 243L83 244V248H84V246L87 244V242H91ZM158 241L160 243H158ZM220 241L222 243H220ZM238 241H239V243H237ZM55 242H57V243H55ZM60 242H61V244H60ZM62 242H64V243H62ZM224 242L226 243V245ZM242 242L244 243V245H247V246L244 247V245L241 244ZM248 242H250V243H248ZM36 243H37V245H36ZM68 243L71 245H69ZM104 244H106V245H104ZM120 244H121V246H120ZM221 244H223V245H221ZM252 244H255V245H252ZM98 245H99V248H97ZM116 245H117V247H116ZM136 245H137V247H136ZM32 246H35V249ZM78 246L80 247V249ZM118 246L120 248H118ZM144 246H146V247H144ZM95 247H96V249H95ZM107 247H109V248H107ZM161 247H162V249H161ZM226 247H228V249ZM237 247L240 250L237 249ZM249 247H250V249H249ZM75 248H76V250H75ZM103 248H105V249H103ZM147 248L148 249L150 248V249L148 250ZM99 249H101V250H99ZM102 249L104 251H102ZM246 249H248V250H246ZM78 250H80V251H78ZM95 250H97V251H95ZM228 250H230V251H228ZM236 250H237V253L240 251L239 252L240 254H237ZM60 251H61V253H60ZM91 251H92V256L94 254H97L100 256V257L99 256L97 257L98 258L97 262H94L93 257L90 255ZM158 252H159V254H157ZM231 252H232V254H234V252H235V254H237L238 256L236 255L237 256L236 257L235 254L232 255ZM134 253H135V255H134ZM179 253L181 254V256ZM24 254H25V256H24ZM74 254L76 256H78L77 254L80 255L78 257V259H76L77 257ZM201 254H203V255H201ZM54 255L55 256L58 255L59 258L56 259V257ZM89 255H90V258H89ZM214 255H216L217 257ZM218 255H220V256H218ZM28 256H29V258H28ZM174 256L176 259L174 258ZM85 257L89 260L86 261L87 259ZM145 257H146V259H145ZM187 257H189V259ZM190 257H192L194 259H192ZM249 257H250V259H249ZM62 258L64 259V261L62 260ZM150 258H151V261L149 260ZM227 258H229V259H227ZM58 259H61V260H59L57 263ZM165 259H167V261ZM30 260H31V262H30ZM125 260H126V262H125ZM144 260H146V262ZM147 260H149V261H147ZM164 260L166 261L165 263H164ZM227 260H229V261H227ZM130 261H132V262H130Z\"/></svg>",
	"mask_w": 264,
	"mask_h": 264
},
{
	"label": "crops",
	"instance_id": "3",
	"mask_svg": "<svg viewBox=\"0 0 264 264\" xmlns=\"http://www.w3.org/2000/svg\"><path fill=\"white\" fill-rule=\"evenodd\" d=\"M204 3L197 20L195 11L186 14L183 29L188 41H181L167 59L161 55L154 58L158 59L156 75L150 68L155 61L146 54L143 45L130 42L127 37L117 41L114 40V35L113 57L108 61L117 60L120 64L119 71L127 67V73L136 75L135 72H140L142 76L159 78L169 77L171 65L190 68L204 64L203 66L209 69L210 77L214 79L212 87L217 92L213 103L208 101V90L203 89L198 115L174 120L172 124V137L184 136L186 144L190 147L188 153L193 154L192 157L196 153L194 145L214 146L220 129L218 122L222 117L229 118V121L236 119L241 125H259L264 122V98L253 99L258 91H264V0H223L217 8H210L209 0ZM107 69L108 74H111V67ZM252 87L255 89L250 90ZM176 93L189 97L191 89L180 84ZM164 120L162 117L159 125H164ZM230 125L231 122L227 123L223 129L228 131L227 127ZM202 154L200 151L199 155Z\"/></svg>",
	"mask_w": 264,
	"mask_h": 264
}]
</instances>
